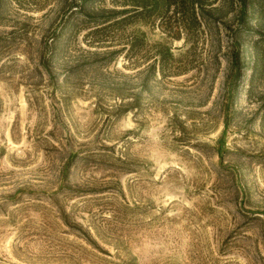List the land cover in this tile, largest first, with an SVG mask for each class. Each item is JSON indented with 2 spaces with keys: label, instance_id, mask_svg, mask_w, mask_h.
<instances>
[{
  "label": "rangeland",
  "instance_id": "rangeland-1",
  "mask_svg": "<svg viewBox=\"0 0 264 264\" xmlns=\"http://www.w3.org/2000/svg\"><path fill=\"white\" fill-rule=\"evenodd\" d=\"M110 7L0 0V264H264V0Z\"/></svg>",
  "mask_w": 264,
  "mask_h": 264
},
{
  "label": "trees",
  "instance_id": "trees-1",
  "mask_svg": "<svg viewBox=\"0 0 264 264\" xmlns=\"http://www.w3.org/2000/svg\"><path fill=\"white\" fill-rule=\"evenodd\" d=\"M214 0H110L111 7L104 10L99 23L110 21L119 16L121 21L143 20L150 15L163 16L170 12L182 15L184 7L189 8L191 14H195L197 8L203 4H211ZM97 22V21H96ZM167 53L168 49H167ZM170 55V54H169Z\"/></svg>",
  "mask_w": 264,
  "mask_h": 264
}]
</instances>
